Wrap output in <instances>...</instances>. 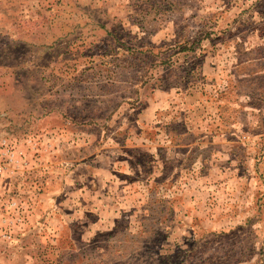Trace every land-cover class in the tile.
Segmentation results:
<instances>
[{
    "label": "rangeland",
    "instance_id": "374dc122",
    "mask_svg": "<svg viewBox=\"0 0 264 264\" xmlns=\"http://www.w3.org/2000/svg\"><path fill=\"white\" fill-rule=\"evenodd\" d=\"M0 264H264V0H0Z\"/></svg>",
    "mask_w": 264,
    "mask_h": 264
}]
</instances>
